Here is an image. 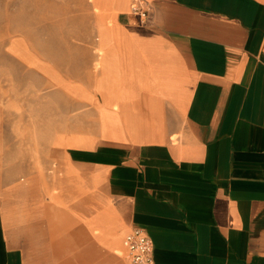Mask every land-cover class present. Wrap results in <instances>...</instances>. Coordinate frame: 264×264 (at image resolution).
<instances>
[{
    "label": "crops",
    "instance_id": "0c3cea01",
    "mask_svg": "<svg viewBox=\"0 0 264 264\" xmlns=\"http://www.w3.org/2000/svg\"><path fill=\"white\" fill-rule=\"evenodd\" d=\"M87 1L45 171L3 175L0 264H129L133 227L155 264H264V0Z\"/></svg>",
    "mask_w": 264,
    "mask_h": 264
},
{
    "label": "rangeland",
    "instance_id": "374dc122",
    "mask_svg": "<svg viewBox=\"0 0 264 264\" xmlns=\"http://www.w3.org/2000/svg\"><path fill=\"white\" fill-rule=\"evenodd\" d=\"M89 9L87 0H0V186L14 179L3 176L10 170L16 184L25 166L31 177L45 171L58 137V78L80 73L83 51L73 45L95 36Z\"/></svg>",
    "mask_w": 264,
    "mask_h": 264
},
{
    "label": "built area",
    "instance_id": "2783aa9c",
    "mask_svg": "<svg viewBox=\"0 0 264 264\" xmlns=\"http://www.w3.org/2000/svg\"><path fill=\"white\" fill-rule=\"evenodd\" d=\"M122 243L127 249L129 264H155L151 238L141 227L127 231Z\"/></svg>",
    "mask_w": 264,
    "mask_h": 264
}]
</instances>
